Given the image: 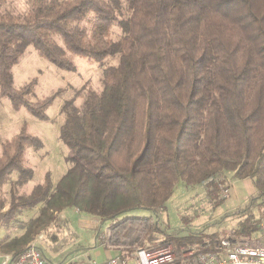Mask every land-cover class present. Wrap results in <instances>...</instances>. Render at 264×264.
<instances>
[{
    "label": "trees",
    "instance_id": "trees-1",
    "mask_svg": "<svg viewBox=\"0 0 264 264\" xmlns=\"http://www.w3.org/2000/svg\"><path fill=\"white\" fill-rule=\"evenodd\" d=\"M113 27L120 31L115 38ZM29 47L68 72L76 70L75 57L117 63L104 68L100 90L82 89L62 102L58 138L70 167L55 185L46 173L28 195H18L14 186L33 175L25 152L43 143L26 123L1 142L0 221L40 205L23 242L73 208L110 222L112 246L166 242L179 254L200 246V236L161 230L158 210L179 182L204 183L216 204L225 182L215 181L224 173L250 179L255 189L244 208L228 215L240 217L230 233H255L253 210L264 205V0H32L23 16L0 13V97L13 111L47 122L61 90L34 99L35 80L19 88L13 81L12 68ZM13 173L3 210L2 189ZM135 210L153 216L120 218Z\"/></svg>",
    "mask_w": 264,
    "mask_h": 264
},
{
    "label": "rangeland",
    "instance_id": "rangeland-1",
    "mask_svg": "<svg viewBox=\"0 0 264 264\" xmlns=\"http://www.w3.org/2000/svg\"><path fill=\"white\" fill-rule=\"evenodd\" d=\"M31 2L32 0H5L0 6V13L23 16L31 10ZM112 33L115 38L120 34V31L113 27ZM74 62L76 66L74 72L59 70L39 57L36 51L29 47L17 65L12 68L13 81L17 88L35 80L34 99L48 97L57 90H61L59 97L47 109L49 116L47 122L35 119L24 109L13 111L9 100L0 97V144L3 140H9L16 135L23 123H26L27 131L38 137L43 143L41 150L34 151L29 148L25 152L26 165L32 169L33 175L22 186H14L18 195H28L35 186L43 182L46 173H50L53 185L66 173L70 167L66 161L68 149L58 138L59 127L63 123L60 106L64 100L74 96L79 90L87 88L100 90L104 68L115 65L117 57L108 58L101 64H91L86 59L79 57H75ZM82 102L83 96H78L76 105L81 107ZM224 174L226 175L218 177L215 181L223 180L225 182L218 184L220 199L216 204L206 195L204 183L186 186L179 182L174 187L171 198L165 204V209L158 210V225L161 230L169 234L175 232L172 236L177 238L199 235L202 241L200 246L194 245L191 249H180L179 254L175 252V248L171 244L160 243L171 247L176 258L174 264H196L197 253L212 246L209 239H213L211 241L218 240L231 232V229L226 230L234 223L232 220L234 217L228 216L230 212L238 207L244 208L248 204V191L244 184L241 185L237 180H233L229 175L231 173ZM16 181L17 174L13 173L3 186L2 196L6 201L3 210L7 209L12 183ZM224 184L228 190L225 198L221 197L222 191H224L222 189L225 188ZM39 206L23 211L8 224L0 221V264L5 260V256H9L15 250V247H21L23 250L41 234L40 245L47 258L53 262L85 264L96 261L98 264H102L108 259L106 252L112 251L114 253L110 257L122 255L130 264H134L135 258L132 255L139 249L136 245L130 247L112 246L108 239L110 231L107 232L111 225L110 222L100 224L97 219L73 208L58 213L56 215L58 221L52 222L44 227L38 235L23 242L21 239L25 233V227L39 215ZM125 216L148 217L153 214L135 210L120 216V218ZM60 244L64 246L59 252H54L53 248ZM207 245H209L208 248Z\"/></svg>",
    "mask_w": 264,
    "mask_h": 264
},
{
    "label": "built area",
    "instance_id": "built-area-1",
    "mask_svg": "<svg viewBox=\"0 0 264 264\" xmlns=\"http://www.w3.org/2000/svg\"><path fill=\"white\" fill-rule=\"evenodd\" d=\"M222 192L221 197L225 198L227 190ZM255 226V233L251 237L234 236L229 233L215 241L212 246L207 245L208 251L197 253L196 264H264V205L255 220ZM41 238L42 234L16 255L12 252L9 256H5L2 264H79L49 260L40 245ZM132 257L135 258L134 264H174L176 259L171 247L166 244L151 249H138ZM85 264L98 263L90 261ZM102 264L130 263L122 257L115 256L109 257Z\"/></svg>",
    "mask_w": 264,
    "mask_h": 264
},
{
    "label": "crops",
    "instance_id": "crops-1",
    "mask_svg": "<svg viewBox=\"0 0 264 264\" xmlns=\"http://www.w3.org/2000/svg\"><path fill=\"white\" fill-rule=\"evenodd\" d=\"M226 175V174H225ZM229 175H231V174H229ZM224 176V175H223ZM233 180H236V179H233ZM238 181V183H241V185H243L244 184V186L247 188V191H248V195H247V201L249 200V198L251 197V196H253L254 195V193H255V189H254V187H253V185H252V181L250 180V179H242V180H237ZM233 182V181H232ZM230 186V185H229ZM228 191V190H227ZM243 207H238V208H236L234 211H231L230 213H235L236 211H238V210H240V209H242ZM260 212H261V209H259V210H257V209H255V210H253V213H254V215L256 216V218L258 217V215L260 214ZM232 217H234V218H232V220H234V223H232L231 224V226H230V228H228V229H226V230H229V229H231L232 230V228L234 229L236 226H237V223L239 222V220H240V217H238V216H232ZM225 230V231H226ZM63 251V250H62ZM113 253L114 252H112V251H108V252H106V257L107 258H109L110 256H112L113 255ZM95 255H97L96 253H95Z\"/></svg>",
    "mask_w": 264,
    "mask_h": 264
}]
</instances>
